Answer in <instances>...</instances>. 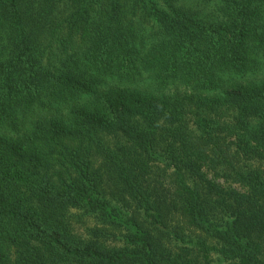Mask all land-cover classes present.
Wrapping results in <instances>:
<instances>
[{"label":"trees","instance_id":"16d2710c","mask_svg":"<svg viewBox=\"0 0 264 264\" xmlns=\"http://www.w3.org/2000/svg\"><path fill=\"white\" fill-rule=\"evenodd\" d=\"M0 264H264V0H0Z\"/></svg>","mask_w":264,"mask_h":264},{"label":"rangeland","instance_id":"374dc122","mask_svg":"<svg viewBox=\"0 0 264 264\" xmlns=\"http://www.w3.org/2000/svg\"><path fill=\"white\" fill-rule=\"evenodd\" d=\"M187 1H188V3H189V2H192V0H187ZM217 182H218V180H217ZM225 187H227V188H228V187H234V188H235L234 185H225ZM239 189H240V188H239Z\"/></svg>","mask_w":264,"mask_h":264}]
</instances>
